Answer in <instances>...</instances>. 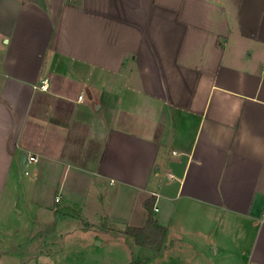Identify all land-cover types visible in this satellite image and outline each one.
Here are the masks:
<instances>
[{
	"label": "crops",
	"instance_id": "0c3cea01",
	"mask_svg": "<svg viewBox=\"0 0 264 264\" xmlns=\"http://www.w3.org/2000/svg\"><path fill=\"white\" fill-rule=\"evenodd\" d=\"M28 167L41 225L81 228L109 181L122 235L152 199V251L264 264V0H0L2 227Z\"/></svg>",
	"mask_w": 264,
	"mask_h": 264
},
{
	"label": "rangeland",
	"instance_id": "374dc122",
	"mask_svg": "<svg viewBox=\"0 0 264 264\" xmlns=\"http://www.w3.org/2000/svg\"><path fill=\"white\" fill-rule=\"evenodd\" d=\"M40 180L30 167L27 174L18 177L19 198L17 200L16 196L13 200L7 226L0 225V264H184L168 249L161 254L154 252L150 247L139 245L132 237L122 235L119 226L107 223V213L117 203L122 205L117 195H113L117 184L109 181L103 182L100 194L93 193V201L89 204L99 210L91 214L92 217L87 212L90 222L81 228H71L69 221L57 225L53 215L48 214L41 225L40 205L48 203L50 197L48 194L24 196L22 189V184L40 186ZM68 180L64 178L65 184ZM131 200L132 196L127 194L123 206Z\"/></svg>",
	"mask_w": 264,
	"mask_h": 264
},
{
	"label": "trees",
	"instance_id": "16d2710c",
	"mask_svg": "<svg viewBox=\"0 0 264 264\" xmlns=\"http://www.w3.org/2000/svg\"><path fill=\"white\" fill-rule=\"evenodd\" d=\"M152 199L145 202L148 216L144 227H131L126 230V233L135 237L138 244L159 250L162 246L165 235V228L158 225L152 214Z\"/></svg>",
	"mask_w": 264,
	"mask_h": 264
},
{
	"label": "built area",
	"instance_id": "2783aa9c",
	"mask_svg": "<svg viewBox=\"0 0 264 264\" xmlns=\"http://www.w3.org/2000/svg\"><path fill=\"white\" fill-rule=\"evenodd\" d=\"M47 86H48L47 85V81H46V79H44V80H42V83H41V85L39 87L42 88V89H46ZM79 98H81V95L79 96ZM36 160H37V157L35 155H33V154H30V155L27 156V161L28 162H35ZM55 199L58 200V197H56ZM156 209H157L156 206H154V210H156Z\"/></svg>",
	"mask_w": 264,
	"mask_h": 264
}]
</instances>
